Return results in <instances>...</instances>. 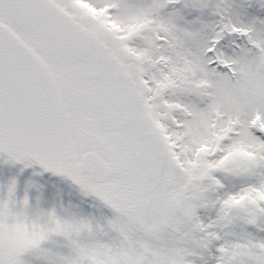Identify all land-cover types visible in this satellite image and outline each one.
<instances>
[{
  "label": "snow or ice",
  "instance_id": "6c2138e0",
  "mask_svg": "<svg viewBox=\"0 0 264 264\" xmlns=\"http://www.w3.org/2000/svg\"><path fill=\"white\" fill-rule=\"evenodd\" d=\"M0 264H264V0H0Z\"/></svg>",
  "mask_w": 264,
  "mask_h": 264
}]
</instances>
